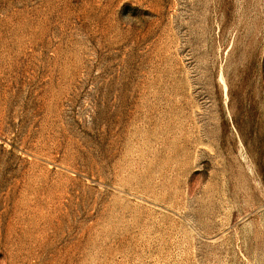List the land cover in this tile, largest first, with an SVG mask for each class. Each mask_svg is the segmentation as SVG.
Returning <instances> with one entry per match:
<instances>
[{"label": "rangeland", "instance_id": "rangeland-1", "mask_svg": "<svg viewBox=\"0 0 264 264\" xmlns=\"http://www.w3.org/2000/svg\"><path fill=\"white\" fill-rule=\"evenodd\" d=\"M0 264H264V0H0Z\"/></svg>", "mask_w": 264, "mask_h": 264}]
</instances>
